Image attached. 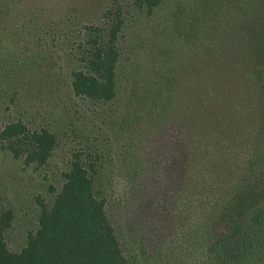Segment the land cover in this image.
Returning a JSON list of instances; mask_svg holds the SVG:
<instances>
[{
    "label": "rangeland",
    "instance_id": "obj_1",
    "mask_svg": "<svg viewBox=\"0 0 264 264\" xmlns=\"http://www.w3.org/2000/svg\"><path fill=\"white\" fill-rule=\"evenodd\" d=\"M115 5L126 17L117 95L97 102L75 94L72 71L85 25ZM263 33L264 0H166L152 13L129 0H0V131L22 120L58 141L43 166L0 147L8 248L26 247L40 201L53 203L81 151L97 165L95 188L130 264H264V225L238 261L215 243L222 209L206 214L224 201V180L236 191L261 173L247 160L264 150V66L245 72L251 37Z\"/></svg>",
    "mask_w": 264,
    "mask_h": 264
},
{
    "label": "trees",
    "instance_id": "obj_2",
    "mask_svg": "<svg viewBox=\"0 0 264 264\" xmlns=\"http://www.w3.org/2000/svg\"><path fill=\"white\" fill-rule=\"evenodd\" d=\"M137 9L152 13L166 0H129ZM122 5L108 7L103 23L85 25L80 39L78 67L72 71V87L78 96L97 102H109L117 95V68L121 59L119 39L125 24ZM252 68L245 74L249 79L263 73L264 33L251 37ZM263 60V62H262ZM56 134L47 127L32 129L22 120L7 123L0 131V147L8 150L27 166H43L57 146ZM193 171L197 158L188 152ZM248 166L262 165L254 179L244 177L243 188L230 190L224 180V201L217 199L207 215L221 210L217 222L216 245L222 256L228 254L246 261L264 225V150H254ZM97 165L88 162L85 153L73 155L71 168L65 173L62 189L52 204L40 201L39 227L28 235V243L20 252L8 248L3 232L9 226L12 211H6L0 221V264H130L125 256L116 230L106 211V199L99 196L95 181ZM195 176V175H194ZM229 176V172L223 177ZM211 186L213 199L217 188L213 182L194 178ZM252 180V181H250ZM237 187L236 185H234ZM184 189V188H183ZM202 189V187H201ZM232 194V195H230ZM220 197V196H219ZM208 204V203H206ZM220 253V254H221Z\"/></svg>",
    "mask_w": 264,
    "mask_h": 264
}]
</instances>
